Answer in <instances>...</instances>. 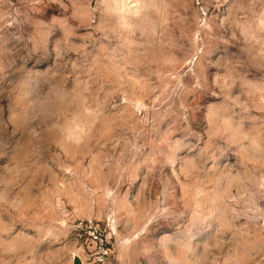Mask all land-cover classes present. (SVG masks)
I'll return each mask as SVG.
<instances>
[{
  "label": "clouds",
  "instance_id": "clouds-1",
  "mask_svg": "<svg viewBox=\"0 0 264 264\" xmlns=\"http://www.w3.org/2000/svg\"><path fill=\"white\" fill-rule=\"evenodd\" d=\"M0 21V264H264V0H0Z\"/></svg>",
  "mask_w": 264,
  "mask_h": 264
},
{
  "label": "rangeland",
  "instance_id": "rangeland-1",
  "mask_svg": "<svg viewBox=\"0 0 264 264\" xmlns=\"http://www.w3.org/2000/svg\"><path fill=\"white\" fill-rule=\"evenodd\" d=\"M0 29H3L2 31H0V37H9L13 33L18 31V27L16 25H12L11 27H7L6 23L3 21H0ZM65 31H67V29H65ZM39 38L43 39L44 34L42 33ZM17 46L19 47V45H17ZM8 47H12V44L10 43L8 45ZM194 71H195L194 68H189V70H188L189 74H191V72H194ZM132 79L135 81L134 77ZM180 86L181 87L183 86L182 80L180 82ZM122 99H124V98H122ZM146 103H147V101L141 102L140 100H137L135 105H134L136 112H138V113L142 112L143 109L145 108ZM81 131H82V129H81ZM232 194H233V196H236L239 193L236 190H233ZM7 195H8L9 199H18L19 200V210L17 211L14 209L13 211L15 212L16 216H18L20 218L21 221H24L29 213H31L33 216L36 215V212L34 211L32 205L29 203V201L27 199H25L24 194L18 195V194H15V193H12L11 191H9L7 193ZM261 206H264V202H262ZM238 210L239 209H237V211ZM5 219L7 222L8 218L6 217ZM60 223L62 225H64L67 223V221L62 220V221H60ZM32 235H33V230L31 228L25 229L21 222H16L13 224V230H12L11 236H13V237H21V236L27 237V236H32ZM22 256H23V252L21 251V252L16 253L15 258H12L11 256H8V255H5L4 259L10 261V264H22V261H21Z\"/></svg>",
  "mask_w": 264,
  "mask_h": 264
},
{
  "label": "built area",
  "instance_id": "built-area-1",
  "mask_svg": "<svg viewBox=\"0 0 264 264\" xmlns=\"http://www.w3.org/2000/svg\"><path fill=\"white\" fill-rule=\"evenodd\" d=\"M90 238L94 237V236H98L100 237V239H103V235L101 234V232L99 230H91L90 229V233H89Z\"/></svg>",
  "mask_w": 264,
  "mask_h": 264
},
{
  "label": "water",
  "instance_id": "water-1",
  "mask_svg": "<svg viewBox=\"0 0 264 264\" xmlns=\"http://www.w3.org/2000/svg\"><path fill=\"white\" fill-rule=\"evenodd\" d=\"M77 264H79V261H77Z\"/></svg>",
  "mask_w": 264,
  "mask_h": 264
}]
</instances>
